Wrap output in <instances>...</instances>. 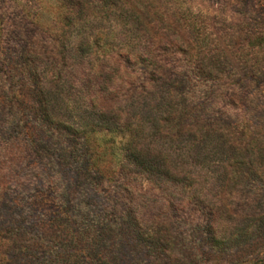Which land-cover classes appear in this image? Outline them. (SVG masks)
<instances>
[{
  "label": "trees",
  "instance_id": "obj_1",
  "mask_svg": "<svg viewBox=\"0 0 264 264\" xmlns=\"http://www.w3.org/2000/svg\"><path fill=\"white\" fill-rule=\"evenodd\" d=\"M124 3L82 0L74 13L84 33L73 49L61 44L53 53H36L24 43L7 56L19 70L23 100L32 102L26 107L33 113L32 129L24 137L55 201L70 200L75 233L92 250L112 233L125 232L134 235L139 249L161 251L164 245L160 237L154 240L151 226L160 231L166 225L167 231L192 232L196 250L187 262L169 250L166 264H211V256L224 252L231 239L218 235L208 193L188 190L190 174L178 170L174 159L187 154L198 162L195 145L212 135L210 123L198 126V110L190 107L201 88L198 80L212 72L204 58L168 44L158 26L146 23L149 12L160 18L150 0ZM65 22L79 26L77 19ZM6 37L0 28V49L11 42ZM162 131L183 143L179 153L152 144ZM226 174L215 182L220 185L215 199L223 196ZM141 180L148 182L146 190ZM165 214L168 225L147 219Z\"/></svg>",
  "mask_w": 264,
  "mask_h": 264
},
{
  "label": "rangeland",
  "instance_id": "obj_2",
  "mask_svg": "<svg viewBox=\"0 0 264 264\" xmlns=\"http://www.w3.org/2000/svg\"><path fill=\"white\" fill-rule=\"evenodd\" d=\"M150 3L160 18L149 12L146 23L158 26L168 44L204 58L212 72L198 80L201 88L190 104L198 110V126L210 123L212 135L195 145L198 162L187 154L174 157L176 168L190 174L188 190L208 193L218 235L231 239L230 247L212 255L209 263L264 264V0ZM81 5L82 0H0V28L11 41L0 49V235L5 239L0 238V264H166L163 256L169 250L187 262L196 252L192 232L167 231L162 225H168L167 214L147 218L162 225L160 231L151 226L154 240L160 237L164 245L161 251L139 249L134 235L125 232L112 233L92 250L75 233L70 200L55 201L25 140L24 130L30 131L34 120L26 108L32 102L23 100L19 70L7 56L24 43L36 53H53L61 44L73 49L84 33L74 13ZM68 18L79 26H65ZM152 142L172 155L184 146L164 131ZM222 171L227 173L225 190L215 199ZM139 187L146 190L148 182L141 180ZM15 229L20 233L11 236Z\"/></svg>",
  "mask_w": 264,
  "mask_h": 264
}]
</instances>
